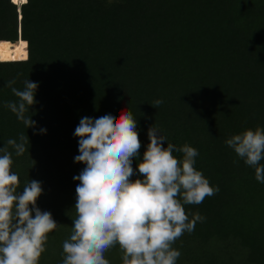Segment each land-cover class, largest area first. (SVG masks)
<instances>
[{
  "label": "trees",
  "instance_id": "1",
  "mask_svg": "<svg viewBox=\"0 0 264 264\" xmlns=\"http://www.w3.org/2000/svg\"><path fill=\"white\" fill-rule=\"evenodd\" d=\"M13 1L0 0V147L28 136L12 170L21 192L32 179L42 182L37 206L58 224L39 264H61L70 235L73 177L85 167L74 160L75 128L81 117L122 109L137 120L138 159L154 124L164 147L197 149L194 167L219 188L201 204L183 205L190 219H205L175 241L177 264H264V183L225 144L264 128V0ZM13 79L18 89L38 83L26 116L46 134L4 107L17 99L6 86ZM157 99L163 103L154 108ZM121 255L116 246L105 258L122 264Z\"/></svg>",
  "mask_w": 264,
  "mask_h": 264
},
{
  "label": "clouds",
  "instance_id": "2",
  "mask_svg": "<svg viewBox=\"0 0 264 264\" xmlns=\"http://www.w3.org/2000/svg\"><path fill=\"white\" fill-rule=\"evenodd\" d=\"M15 83L13 79L6 86L17 99L4 107L34 134H46L44 128L36 132V122L26 116L37 103L38 83L25 80L22 89ZM162 103L157 99L151 106ZM137 128L136 118L124 109L119 116L81 117L73 133L79 151L74 160L85 167L73 177L79 184L69 215L70 235L62 241L61 264H110L105 253L116 246L122 264H177L181 253L173 247L175 241L204 221L199 213L190 219L183 207L201 204L219 191L194 167L198 150L188 144L164 147L167 137L153 124L138 159L142 145ZM28 139L21 134L0 147V264H39L48 234L58 226L51 212L37 206L42 182L32 179L21 192L19 176L12 170L13 152L23 155ZM225 144L264 183V128L244 130Z\"/></svg>",
  "mask_w": 264,
  "mask_h": 264
},
{
  "label": "bare ground",
  "instance_id": "3",
  "mask_svg": "<svg viewBox=\"0 0 264 264\" xmlns=\"http://www.w3.org/2000/svg\"><path fill=\"white\" fill-rule=\"evenodd\" d=\"M14 2V1H13ZM25 58H27V57H25ZM22 59V58H21ZM14 60H20V59H14ZM1 61V60H0Z\"/></svg>",
  "mask_w": 264,
  "mask_h": 264
},
{
  "label": "rangeland",
  "instance_id": "4",
  "mask_svg": "<svg viewBox=\"0 0 264 264\" xmlns=\"http://www.w3.org/2000/svg\"><path fill=\"white\" fill-rule=\"evenodd\" d=\"M3 58H5V57H3ZM6 58H11V57H6Z\"/></svg>",
  "mask_w": 264,
  "mask_h": 264
}]
</instances>
